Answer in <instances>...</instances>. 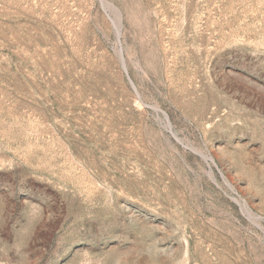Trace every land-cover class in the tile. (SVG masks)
I'll return each instance as SVG.
<instances>
[{"label":"rangeland","instance_id":"rangeland-1","mask_svg":"<svg viewBox=\"0 0 264 264\" xmlns=\"http://www.w3.org/2000/svg\"><path fill=\"white\" fill-rule=\"evenodd\" d=\"M0 264H264V0H0Z\"/></svg>","mask_w":264,"mask_h":264},{"label":"water","instance_id":"water-1","mask_svg":"<svg viewBox=\"0 0 264 264\" xmlns=\"http://www.w3.org/2000/svg\"><path fill=\"white\" fill-rule=\"evenodd\" d=\"M117 34H118V37H119V32L117 31ZM120 55H121V51H120ZM121 62H122V66H123V69H124V71L126 72V68H125V64H124V60H123V58H122V55H121ZM129 79V78H128ZM129 82H130V84L132 85V87L134 88V90H135V87H134V85H133V83H132V81L129 79ZM136 91V90H135ZM137 93V92H136ZM165 115V114H164ZM165 117H166V115H165ZM166 119H167V117H166ZM168 127H169V130H170V132H171V134L176 138V140H178V138L175 136V134L171 131V128H170V125H169V123H168ZM209 160H211L212 161V159H209ZM250 217H251V215H249ZM255 219H260V217L259 216H257V217H255Z\"/></svg>","mask_w":264,"mask_h":264},{"label":"bare ground","instance_id":"bare-ground-1","mask_svg":"<svg viewBox=\"0 0 264 264\" xmlns=\"http://www.w3.org/2000/svg\"><path fill=\"white\" fill-rule=\"evenodd\" d=\"M101 2H103L104 3V0H100ZM117 30V29H116ZM117 37H118V34H117ZM157 109V108H156ZM208 159H210V158H208Z\"/></svg>","mask_w":264,"mask_h":264}]
</instances>
